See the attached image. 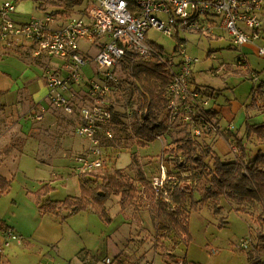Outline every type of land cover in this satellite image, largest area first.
Masks as SVG:
<instances>
[{
    "label": "rangeland",
    "instance_id": "rangeland-1",
    "mask_svg": "<svg viewBox=\"0 0 264 264\" xmlns=\"http://www.w3.org/2000/svg\"><path fill=\"white\" fill-rule=\"evenodd\" d=\"M7 1L14 2L15 5L18 3V0H0V11ZM19 6L23 7L20 9L24 10V15L19 16L18 21H27L34 15L41 16L42 14L37 9L34 0L19 1ZM214 28L213 31L182 32L178 38H169L154 30L149 33L148 37L160 48H163L165 54L171 57L175 56L176 62L180 61L176 54L179 45L184 47L189 56L199 60L194 67L195 73H193L201 86L209 87L214 92V97H209L210 104L211 107L220 106L222 109L220 117L224 127L230 124L236 130L245 131L248 126L262 125L264 114L260 115L256 110H248L246 107L252 105L254 100L255 86L251 80V75L256 73L261 79H264V59L245 51L250 55L251 69L254 72L247 73L248 78L244 77V79L228 73L227 66L237 68L238 58L244 50L236 46L219 25L214 26ZM23 42L10 40L9 47L0 43V59L4 58L0 70L14 76L21 74L29 78L32 77L26 84L28 92L25 95L31 94L36 100H39L48 95L44 78L46 79L50 70L46 65L35 62L30 56L22 59L15 56L19 54L17 48L23 49L19 46ZM85 44V42L81 43L83 48H86L87 45ZM93 54L94 60L97 57L96 51ZM42 57L54 59L45 54ZM91 66L95 70L96 63L93 62ZM242 72L244 73V70ZM240 80L241 82H238ZM84 81L86 80L84 79ZM69 89L71 95L68 99L71 102H74L73 92H79L84 96L79 100L83 101V105H88L89 102L86 97L88 92L85 89L76 90L73 85H70ZM166 89L164 95L167 101ZM77 97L75 95V98ZM79 100L75 99L76 102H81ZM112 102L114 105L112 109L115 112L127 114L125 121L128 123L134 121L133 108L127 105L128 101L125 95L120 92L113 97ZM44 106L49 108L46 103ZM2 108L0 105V124L10 126L14 120ZM259 109L264 112V108ZM44 110L43 107L37 111L38 114L43 115V119ZM77 113L79 114L78 109L74 115ZM161 115L165 117L166 109ZM79 120L81 123L80 118ZM77 128L76 137L67 138L61 148L46 151V147H42L38 141L31 139L18 160L1 166L0 174L11 180V187L8 192L0 197V222L13 228L18 235H24L23 232H30L37 222V218H39L35 197L38 192L45 191V185L38 190L41 187L40 183L46 184L48 185L47 188L52 189L45 199L53 201H65L69 197L82 199L81 188L83 186L85 188L95 187L96 181L98 182L97 176L107 171L124 170L130 176L131 181L138 184L134 180L138 170L142 171L149 181L157 176L162 165L170 166L171 170L177 172L175 167L178 166L179 159L176 157H181L184 163L192 168L197 167L193 156L180 155L178 143L174 141L185 137L184 132H182L185 129L190 132L194 141L205 144V136L195 138L196 136L190 127L176 124L170 128L171 137L170 135L162 136L160 137L162 138L161 141L156 140L146 147H140L138 139L133 138L132 135L131 138L128 136V144L125 145L122 142L123 145L120 147L110 146L111 141L102 137L103 145L108 148L107 154L111 156L108 165L102 171H83V173L79 168H76L78 157L75 158V156L81 151L80 144L82 141L88 144V149L90 143L78 135ZM12 135V133L4 135L6 137L4 141L8 142ZM115 135L116 138L126 140L125 135L120 133L118 129L115 130ZM15 138L12 139L13 142L16 140ZM74 143H77V146L74 147ZM9 145L10 143H6L0 146V153H2L0 156H5V149ZM171 146L174 148L167 150ZM255 147L253 145L249 147L250 154L253 153ZM215 151L224 161L235 162L238 160L232 153L229 152L228 154L222 141L215 146ZM164 155L171 157L172 160L163 159ZM116 157L118 158L114 163ZM134 159H137V165L133 164ZM198 173L199 170L196 169L198 192L193 198L196 201L204 187V182L200 180ZM80 176L84 179L81 187ZM141 186L139 185L138 188L141 196L137 195L136 200L124 210L121 209L118 197L113 196L106 202L105 206L110 221L99 217V209L94 204L89 206L87 210L71 217H68L67 213L59 215V218L64 221L63 225L66 228L67 238L60 243L58 250L45 249L49 255L45 257L43 264H81V257L87 258L88 262L85 264H109L107 260H110L111 264H119L121 260V264H169L175 257L184 259L186 264H248V252L250 251L261 258L263 257L264 231L260 229L256 219L262 208L258 207L254 213H250V211L241 213L240 210H237L236 204L230 203L225 198H221L222 210L219 213L216 212L212 202L200 203L197 204L196 208H190L189 242L178 243L174 241L168 243L164 248L157 246V228L152 218V202L149 201V196L141 191ZM45 204L44 207L48 208L51 202H45ZM61 208L64 206L60 205L59 210ZM65 216L66 218H64ZM7 230L5 228L3 232L5 233ZM26 239L27 242H31L29 238ZM244 241L253 242L251 248L242 249L241 243ZM81 248L86 252H83L84 255L77 256L82 251Z\"/></svg>",
    "mask_w": 264,
    "mask_h": 264
},
{
    "label": "built area",
    "instance_id": "built-area-1",
    "mask_svg": "<svg viewBox=\"0 0 264 264\" xmlns=\"http://www.w3.org/2000/svg\"><path fill=\"white\" fill-rule=\"evenodd\" d=\"M16 13L14 2L7 1L2 6L0 43L24 41L33 46V57L45 54L62 63L59 69L47 73V98L54 108L66 114L73 115L78 109L81 119L78 135L90 143L87 154L76 159V168L81 172L102 171L111 159L101 138L111 142L116 139L112 99L122 93L120 68L128 52L140 61L155 60L165 65L171 82L166 89L164 118L167 120L162 118L171 127L173 124L188 126L195 138L211 134L222 136L230 153L238 160L241 158V148L234 136L236 129L230 124L224 127L213 113L205 90L193 86L194 67L199 60L189 56L179 45L176 54L180 61L176 62L175 56L165 54L148 35L155 30L169 38H178L182 32L213 31L214 26L219 25L236 46L258 45L257 54L264 58V0H84L80 11L67 18L34 15L24 23L15 21ZM82 42L86 43V48L82 47ZM94 51L97 57L93 60ZM93 62L96 68L90 79L84 81V70ZM246 64L244 57L237 61L238 67ZM251 80L255 86L254 102L262 109L264 79L253 73ZM70 85L81 86L88 92V105L78 106L68 99ZM28 117L35 123L43 120V115L37 112ZM166 158L172 160L164 155L163 159ZM176 158L179 159L177 172L162 165L159 175L140 187L144 194L151 191L172 211L181 206L175 202L174 195L191 198L198 187L194 168L186 165L181 157ZM190 208L188 203V217ZM22 240L14 230L8 229L0 243V255L11 243ZM252 245L253 242L244 241L241 248L247 250ZM262 260L264 262V255ZM169 264H186V261L175 257Z\"/></svg>",
    "mask_w": 264,
    "mask_h": 264
},
{
    "label": "trees",
    "instance_id": "trees-1",
    "mask_svg": "<svg viewBox=\"0 0 264 264\" xmlns=\"http://www.w3.org/2000/svg\"><path fill=\"white\" fill-rule=\"evenodd\" d=\"M23 1V0H18ZM37 9L44 15H55L67 18L72 13L79 12L83 6V0H34ZM2 59H0L1 61ZM247 66V64H246ZM244 66V67H246ZM122 93L127 98V105L133 108L132 116L134 121H125L127 114L114 112V124L116 130L123 133L126 140L116 138L110 142V146L120 147L128 144V136L138 139L140 147H146L158 140L162 136L171 137V126L166 118H162L161 113L166 109L165 89L170 84V75L166 68L157 61L144 62L135 59L131 52H128L121 62ZM125 115V116H124ZM183 139H175L178 143L180 155L193 156L197 167H194L196 174L199 170V178L204 182L203 191L199 199L188 198L184 194L174 195L175 202L181 204L176 211L169 209L151 191H147L149 201L152 202V218L157 228L156 243L159 247H165L168 243L177 241L189 242L188 222L189 217L187 204L196 208L197 204L212 202L216 212L222 210L220 206L221 198H225L232 204L237 205V210L241 213H254L258 207L262 208L261 213L256 217L260 229L264 231V153L259 152L256 157L249 159L244 145L239 142L242 156L239 160L224 161L210 145L194 141L190 132L185 129ZM186 132V133H185ZM257 136V140L264 141V124L251 125L247 127V135ZM11 147L5 149V154L9 155ZM137 165V159L133 161ZM96 186L92 188H82V199L68 198L63 202H51L45 208V199L50 190L45 185L44 192L36 194L39 211L43 214H53L58 206H64L68 217L79 214L89 208L92 204L99 209V217L110 221L106 210V202L114 197L120 199L121 209H126L132 204L137 195H140L139 185H148L149 180L142 171H137L134 180L124 170L107 171L99 174ZM11 180L0 175V197L9 191ZM198 188V187H197ZM45 204V205H43ZM51 209V210H49ZM190 215V213H189ZM248 264H264L261 257L255 255L253 251L248 252ZM85 261V257H81Z\"/></svg>",
    "mask_w": 264,
    "mask_h": 264
},
{
    "label": "crops",
    "instance_id": "crops-1",
    "mask_svg": "<svg viewBox=\"0 0 264 264\" xmlns=\"http://www.w3.org/2000/svg\"><path fill=\"white\" fill-rule=\"evenodd\" d=\"M18 4L19 2L16 5L17 13L14 15V19L18 23H24L26 21H18L19 16L24 15V10L20 9L23 7L20 6L18 7ZM43 15L44 14H41V16ZM1 44L9 47V45L6 43H1ZM19 46L23 47V49L16 47L17 49H19V54L18 55L16 54L15 55L16 57L22 59V58H26L27 56H30L35 62L46 65V67L49 70L59 69L62 65V63L56 59H50L48 57H39V58L33 57V46L27 42ZM257 48L258 45L241 47V49H243L244 52L241 53L238 59L244 57L246 58L248 64L246 67L237 66V68H232L230 66H227V69L229 71L228 73L238 76L240 77V79H244V77L248 78L247 73L251 74L254 71L251 69L250 55L247 54L246 52L254 56H257L260 59H264L263 57L258 56L256 51ZM3 60L4 58H2V60L0 61V66ZM243 70L244 73L242 72ZM93 71L94 70L92 66L87 67L84 70V79L85 80L90 79V77L93 74ZM194 73L192 77L193 86L202 87L205 90L206 95L208 97L213 98L214 92L210 90L209 87L201 86L197 82ZM31 79L32 77L29 78L21 74L19 76H14L11 73L0 70V105L1 107H3L2 109L4 110V112L12 116V120H14L10 126L8 125L9 127L7 125L0 124V146L6 143H10L8 147L12 148V151L10 152L9 155L5 154V156H0V168L2 165L7 164L8 162H12V161L15 162L16 160H18L24 153L26 144L31 139L32 140L35 139L36 141L39 142V144L42 147H46L45 149L46 151L48 150L54 151L61 148V146H63L67 138L76 137L75 131L76 128L80 125V120H79L80 116L78 115V113L75 115L74 114L69 115L64 113L60 109L54 108L48 102V98H47L48 95H46L44 98H41L39 100H36L31 94L25 95L28 92V87L26 86V84ZM44 82L46 89L48 90L45 78H44ZM238 82H241V80ZM75 88L76 90H81L80 88L82 87H75ZM75 95L78 97L75 98ZM83 97H84L83 94L79 92L76 93L73 92L74 103H76L78 106H81L83 104V101L79 100L82 99ZM75 99L81 102H76ZM44 103H46L49 106V108H46L44 106ZM43 107L45 108V110H44V119L42 121L35 123L32 122L30 119H28L30 113L40 111ZM212 108L216 118L221 121L222 119L220 115L222 113V109L220 108V106H216ZM246 108L248 110L251 109L256 110L260 115L264 114L263 110L260 111V109L256 106L254 100L252 102V105L250 106L248 105ZM4 112L3 114H5ZM249 119H251V117H249ZM9 133H12L13 135L12 137H10V140L6 142L4 141L6 138L4 137V135H8ZM234 136L237 139V141L241 142L246 148L247 156L249 159H253L254 157H256L259 152L264 153V141L256 142L257 136L255 134L250 136L247 135V129L245 131H242V129L236 130ZM14 138L16 140L13 142L12 139ZM204 141L206 145H210L214 150H215V146L222 141L223 144H225L228 154L230 152L228 143L222 136H218V135H210L208 137L206 136ZM252 145L256 147L254 148L253 153L250 154L251 150L249 147H252ZM73 146L74 147L77 146V143H74ZM80 148L81 151H79L76 154L75 158L79 156H83L86 153L88 149V144L85 141H82V143L80 144ZM1 154L2 153H0V155ZM117 158L118 157H116V159L113 161L114 163L116 162ZM0 175L3 176L2 174ZM82 176H80L81 179H79V181L81 180L80 187L83 185L82 180H84ZM40 184L41 187L38 190H40L43 185H46L42 183ZM47 200L49 202H63V201H53L50 199ZM35 202L39 212V218H37V222L35 223L33 229L30 232H23L24 235L22 234L20 235L23 238L21 243L13 242L14 245H10L9 247H6L4 249L3 254L0 256V264H43L45 257L49 255V253L45 252V249L58 250L60 243L67 238L66 228L63 225L64 221H62L63 219L59 218V215H61L62 213H66L64 208H61L62 210L61 209L59 210V206H58L53 214L50 213L43 214L39 211L36 197H35ZM64 218H66V216ZM5 228L9 229L10 227L0 222V243L3 242L4 239L3 229ZM15 233L17 232L15 231ZM26 238H29L31 242L29 241L27 242ZM83 252L85 253L86 251L85 250L80 251V253H78L77 256L84 255ZM85 259L86 262H84L80 258L81 264H85L88 262L87 258ZM108 261L110 260H107V263ZM121 261L119 262V264H121ZM111 263L112 262L110 261L109 264Z\"/></svg>",
    "mask_w": 264,
    "mask_h": 264
}]
</instances>
